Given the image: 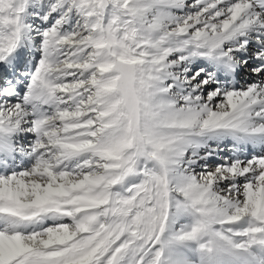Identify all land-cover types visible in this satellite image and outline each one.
<instances>
[{"label":"snow or ice","instance_id":"1","mask_svg":"<svg viewBox=\"0 0 264 264\" xmlns=\"http://www.w3.org/2000/svg\"><path fill=\"white\" fill-rule=\"evenodd\" d=\"M0 264H264V0H0Z\"/></svg>","mask_w":264,"mask_h":264}]
</instances>
